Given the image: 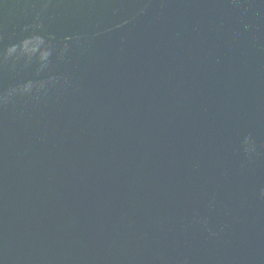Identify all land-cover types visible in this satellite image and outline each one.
<instances>
[{
  "label": "water",
  "instance_id": "95a60500",
  "mask_svg": "<svg viewBox=\"0 0 264 264\" xmlns=\"http://www.w3.org/2000/svg\"><path fill=\"white\" fill-rule=\"evenodd\" d=\"M0 264H264V0H0Z\"/></svg>",
  "mask_w": 264,
  "mask_h": 264
}]
</instances>
